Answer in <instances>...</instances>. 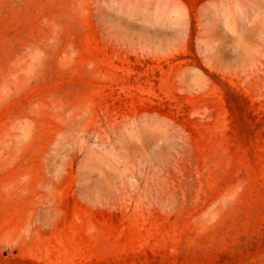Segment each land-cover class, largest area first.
Instances as JSON below:
<instances>
[{
	"label": "rangeland",
	"instance_id": "1",
	"mask_svg": "<svg viewBox=\"0 0 264 264\" xmlns=\"http://www.w3.org/2000/svg\"><path fill=\"white\" fill-rule=\"evenodd\" d=\"M0 264H264V0H0Z\"/></svg>",
	"mask_w": 264,
	"mask_h": 264
}]
</instances>
